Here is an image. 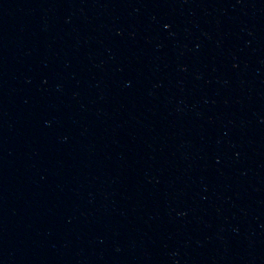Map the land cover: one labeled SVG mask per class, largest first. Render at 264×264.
I'll return each mask as SVG.
<instances>
[{
	"label": "water",
	"instance_id": "water-1",
	"mask_svg": "<svg viewBox=\"0 0 264 264\" xmlns=\"http://www.w3.org/2000/svg\"><path fill=\"white\" fill-rule=\"evenodd\" d=\"M0 264H264V177L185 0H0Z\"/></svg>",
	"mask_w": 264,
	"mask_h": 264
}]
</instances>
